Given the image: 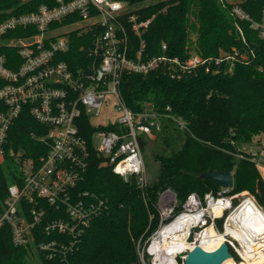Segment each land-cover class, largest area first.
<instances>
[{"label":"built area","instance_id":"obj_1","mask_svg":"<svg viewBox=\"0 0 264 264\" xmlns=\"http://www.w3.org/2000/svg\"><path fill=\"white\" fill-rule=\"evenodd\" d=\"M221 1L225 6L226 2ZM227 1L233 4L231 14L237 20L250 21L251 28L264 38V8L261 21L256 22L240 6L241 1ZM137 9L120 0H55L54 6L42 4L36 11L11 16L0 24V42L9 33L25 32L7 42L17 48L21 64L8 67V58L0 55V164L8 131L26 108L36 122L47 128L42 140L49 143L48 153L38 163L24 161L22 183L8 187L0 214V232L9 226L13 245L30 249L31 259L36 255L41 264H72L71 257L93 222L108 211L103 198L77 192L91 158L79 120L88 116L92 121L101 115L107 96H114L116 111L122 114L110 124L116 129L95 132L91 144L103 158L102 165L111 167L125 181L134 178L144 189L148 182L142 142L159 130L160 117L171 119L182 130L186 124L170 114L157 113L152 106L134 112L122 99V77L147 75L157 69L173 71L181 77L199 68L215 75L222 64L228 65L231 72L235 62L243 59L237 51L219 58H203L193 45L189 57L183 60L168 56L166 43L161 55L146 57L144 35L152 19L142 20ZM236 27L242 35L237 22ZM74 35L90 37L89 46L81 47L84 56L77 67L62 59L69 52ZM96 138L100 139L97 146ZM243 151L264 172V140L243 147ZM26 162H30L28 170ZM231 190L210 192L203 197L193 192L183 202L172 189L164 190L157 202L159 226L144 246L137 248L140 263L184 264L190 250L200 246L208 251L220 241L228 244L237 264H250L263 257L264 218L244 222L241 216L249 206L263 214L264 209L253 195L230 194ZM175 225L181 229H172L167 238L168 246L175 251L173 259L162 260L152 249L160 241L162 231ZM183 230L187 231L185 241L191 249L177 250L178 235Z\"/></svg>","mask_w":264,"mask_h":264},{"label":"trees","instance_id":"obj_2","mask_svg":"<svg viewBox=\"0 0 264 264\" xmlns=\"http://www.w3.org/2000/svg\"><path fill=\"white\" fill-rule=\"evenodd\" d=\"M120 1L137 7L136 13L142 20L152 19L144 35L146 57L161 55L166 43V54L183 60L189 57L193 45L203 58H219L237 51L243 59L235 62L231 72L228 65L222 64L215 75L199 68L181 77L164 69L122 77V99L134 112L152 106L157 113L170 114L186 124L181 150H171L165 140L167 147L156 159L160 166L157 181L144 189L134 178L125 181L111 167L102 165L103 158L91 144L95 132L116 127H97L88 116L79 120L78 127L89 142L91 158L77 192L103 198L108 211L93 222L79 250L71 257L72 264H141L137 246L140 241L146 242L159 226L160 194L172 189L183 202L193 192L202 197L210 192L221 193L223 189L212 180L200 178L208 170L229 169L234 176L230 194L248 191L264 209V179L243 151V147L264 140V38L251 28L250 21L237 20L231 14L233 4L227 0H223L225 6L221 0H164L153 4H147L149 0ZM42 4L54 6L55 0H0V24L11 16L36 11ZM239 4L253 21H261L264 0H241ZM24 33H9L0 42V55L8 58V67L21 64V60L17 48L7 42ZM89 44L90 37L74 35L70 50L62 59L77 67L84 56L81 47L87 48ZM46 134L47 128L32 118L28 108L10 127L0 164V214L8 187L23 181L24 161L38 163L48 153L49 143L42 140ZM144 145L142 142L143 148ZM31 255L30 249L15 247L10 227H3L0 264H31ZM256 264H264V260Z\"/></svg>","mask_w":264,"mask_h":264},{"label":"rangeland","instance_id":"obj_3","mask_svg":"<svg viewBox=\"0 0 264 264\" xmlns=\"http://www.w3.org/2000/svg\"><path fill=\"white\" fill-rule=\"evenodd\" d=\"M159 1H164V0H149L147 4L157 3ZM229 1H231L232 3H238L241 0H229ZM116 105H117V101L114 98V96L108 95L106 99V104L102 110L101 115L94 116L92 118V123L97 127L103 128V127H108L110 124L112 123L114 124L115 122H117L118 119L122 116V114L116 111L115 108ZM159 127H160L159 130L156 131L154 136L152 138H146L144 142L145 145L143 148V158L146 165L148 184L157 181L160 166L159 163L156 161V159L158 156L162 154L163 150L167 147L165 140H167V142L170 144L171 150H174L176 152L181 150L185 142V134L183 133L182 129L176 126L169 118L160 117ZM94 142L97 146L100 143V139L96 138ZM29 167H30V162H26L25 168L28 170ZM260 173L261 175H263V179H264V172H260ZM240 193L251 194L248 191H243ZM144 244L145 241L144 242L140 241V243H138V246L143 247ZM31 264H41L39 258L36 255L31 259Z\"/></svg>","mask_w":264,"mask_h":264},{"label":"water","instance_id":"obj_4","mask_svg":"<svg viewBox=\"0 0 264 264\" xmlns=\"http://www.w3.org/2000/svg\"><path fill=\"white\" fill-rule=\"evenodd\" d=\"M201 179H210L216 186L222 189H233L234 176L227 169L225 171L208 170L200 174ZM229 246L223 242L216 250L207 251L198 246L190 250L184 260V264H223L232 259Z\"/></svg>","mask_w":264,"mask_h":264},{"label":"bare ground","instance_id":"obj_5","mask_svg":"<svg viewBox=\"0 0 264 264\" xmlns=\"http://www.w3.org/2000/svg\"><path fill=\"white\" fill-rule=\"evenodd\" d=\"M247 211L245 213L242 214V220L245 222H247V219L251 220H258L261 221L264 218V214L259 211V210H255V208L252 207H247ZM248 213V214H247ZM247 214V215H245ZM181 229L180 225H175L171 228H167L164 231H162V233L160 234V241H157L158 245L155 244L156 246L153 247V253L156 254V256L162 260H166V261H171L173 259V254H174V250L172 248H170L169 245V239L168 238V233H171L172 229ZM186 238H187V231L183 230L182 233H180L178 235V245H177V250H184V249H191V246H189L186 243ZM220 241L214 248H218L221 245ZM214 248H207L209 249L208 251H213ZM263 257H260V259H257L256 261L250 262V264H256L257 262H259L260 260H264V254H262ZM232 258L227 260L226 262H224L223 264H237V262Z\"/></svg>","mask_w":264,"mask_h":264},{"label":"crops","instance_id":"obj_6","mask_svg":"<svg viewBox=\"0 0 264 264\" xmlns=\"http://www.w3.org/2000/svg\"><path fill=\"white\" fill-rule=\"evenodd\" d=\"M263 174V173H262ZM262 177H263V175H262Z\"/></svg>","mask_w":264,"mask_h":264}]
</instances>
